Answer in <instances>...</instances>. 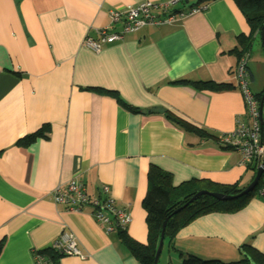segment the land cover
Listing matches in <instances>:
<instances>
[{"label": "crops", "instance_id": "obj_1", "mask_svg": "<svg viewBox=\"0 0 264 264\" xmlns=\"http://www.w3.org/2000/svg\"><path fill=\"white\" fill-rule=\"evenodd\" d=\"M139 1L0 0V264H36L34 254L64 229L83 257L61 255L57 264H140L89 206L72 211L52 200L54 187L72 179L92 196L103 197L108 186L130 215L125 232L141 243L151 163L174 185L196 178L242 187L251 180L238 151L166 115L214 136L245 119L233 78L238 59L230 52L237 36L250 32L242 12L234 0H209L192 15L144 25L97 53L81 45L85 34L109 24V9ZM246 78L251 92L262 94L260 31L252 34ZM206 81L229 85L193 84ZM113 93L141 110L125 108ZM263 108L264 100L261 116ZM41 128L45 137L22 143ZM163 242L164 262L176 258L174 264L185 254L236 260L243 242L264 253V201L255 194L234 212L198 216Z\"/></svg>", "mask_w": 264, "mask_h": 264}, {"label": "trees", "instance_id": "obj_2", "mask_svg": "<svg viewBox=\"0 0 264 264\" xmlns=\"http://www.w3.org/2000/svg\"><path fill=\"white\" fill-rule=\"evenodd\" d=\"M209 0H198L194 4H205ZM235 4L242 12L246 23L249 26L250 32L248 34H239L237 36L236 45L230 50L235 55L236 59L241 56H247V53L251 47L252 34L255 31H260L261 26L264 24V0H234ZM193 4V5H194ZM186 5L185 0L180 2V5H176L174 9L184 7ZM192 5V4H191ZM190 6V5H187ZM245 73L247 74V62L244 65ZM196 86H205L222 88L228 86L229 83L213 84L209 81L206 82H193ZM116 100L122 104L125 108L131 111H140L141 109L134 107L126 103L117 94L113 93ZM254 97L260 101L261 94H254ZM173 121H176L179 126L186 128L189 131L196 133L204 138H214L216 142L228 148L230 146L220 144V135H213L205 129H198L188 123H185L179 119L171 117L170 113L166 114ZM45 128V125L44 127ZM43 128L36 130L25 137H23L22 143L28 144L36 137L46 136ZM261 140L264 143V125H261ZM232 148V147H230ZM246 167L254 174L256 169V163L251 162ZM147 189L142 198V206L146 212L145 219L147 225V239L145 243L138 242L131 238L125 230H118L117 234L122 244L129 250L130 254L134 256L140 264H153L154 253L157 246L160 227L162 222L164 224V239L171 237L180 228L187 225L193 219L207 214L210 212H234L242 208L249 198L257 194V189L261 184V178L257 184L248 192L225 201H220L207 194H201L192 201L188 200L199 190H208L221 192L225 195H235L241 191L244 186L237 184H221L207 179L191 178L181 183L174 185L172 183L171 174L151 163L148 166L146 172ZM188 202L178 212L173 211L184 203ZM241 256L236 260L224 261L217 258H201L193 254L181 255V264H264V253L258 251L249 242H243L239 248ZM46 259L53 260L57 264V259L61 254L53 250L51 246L47 249L37 251Z\"/></svg>", "mask_w": 264, "mask_h": 264}, {"label": "built area", "instance_id": "obj_3", "mask_svg": "<svg viewBox=\"0 0 264 264\" xmlns=\"http://www.w3.org/2000/svg\"><path fill=\"white\" fill-rule=\"evenodd\" d=\"M181 1L142 0L122 9H109V24L96 28L95 35L85 34L81 45L97 53L102 45L120 41L126 34L135 32L144 25L172 24L204 7V4H194L174 9L173 7L180 5ZM246 62L247 56H241L233 70L235 85L244 99L245 119L236 120L235 128L221 134L219 142L238 151L244 166L251 162L256 163V169L262 166L261 184L257 195L264 201V143L261 140L260 112L258 101L246 78ZM108 190V186H102L104 196H92L86 192L81 181L72 179L63 186L54 187L51 197L54 202L63 204L66 209L72 211H80L84 206H89L91 216L101 223L107 232L125 230L131 220L130 215L115 205L108 195ZM75 239L71 231L64 229L51 244V248L61 255L83 257ZM34 261L36 264H55L53 260L46 259L39 253L34 254Z\"/></svg>", "mask_w": 264, "mask_h": 264}, {"label": "water", "instance_id": "obj_4", "mask_svg": "<svg viewBox=\"0 0 264 264\" xmlns=\"http://www.w3.org/2000/svg\"><path fill=\"white\" fill-rule=\"evenodd\" d=\"M260 38L263 44V49H264V24L261 26L260 28ZM263 100H264V88L262 90V94L260 97V101H259V112H260V123L261 125H264V122L262 120V116H261V110H262V105H263ZM159 112H162V109H158ZM262 173V166L257 167V169L255 170L251 180L249 181V183L247 185H245L241 191L235 195H225L221 192H215V191H208V190H199L197 191L194 195H192V197L188 200V202L192 201L193 199H195L197 196L201 195V194H207L212 196L213 198L220 200V201H225V200H230L233 198H236L248 191H250L258 182V180L260 179ZM188 202L184 203L183 205L179 206L178 208H176L173 213L178 212L180 209H182ZM164 224L165 221L162 222V225L160 227V232H159V238H158V242H157V246L155 249V253H154V259H153V264H157L158 261V257L162 248V244H163V239H164Z\"/></svg>", "mask_w": 264, "mask_h": 264}, {"label": "rangeland", "instance_id": "obj_5", "mask_svg": "<svg viewBox=\"0 0 264 264\" xmlns=\"http://www.w3.org/2000/svg\"><path fill=\"white\" fill-rule=\"evenodd\" d=\"M239 59H240V58H239ZM239 59H238V60H239ZM262 120H263V122H264V108H263V113H262ZM248 173H249V176H251V178H252V176H253L252 171L249 170ZM259 180H260V179H259ZM259 180H258V181H259ZM120 208H121V207H120ZM165 253H166V244H165V242H163V246H162V248H161V251H160V254H159V257H158L157 264H174V261H175L176 258H173L172 261H170V263H169V262L167 263V260H166V259H165V262H164ZM166 258H167V257H166Z\"/></svg>", "mask_w": 264, "mask_h": 264}]
</instances>
